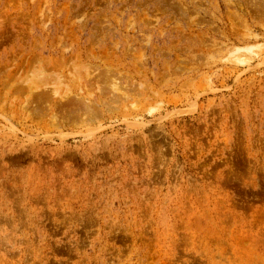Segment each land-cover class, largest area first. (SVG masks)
Segmentation results:
<instances>
[{
  "label": "rangeland",
  "instance_id": "obj_1",
  "mask_svg": "<svg viewBox=\"0 0 264 264\" xmlns=\"http://www.w3.org/2000/svg\"><path fill=\"white\" fill-rule=\"evenodd\" d=\"M0 264H264V0H0Z\"/></svg>",
  "mask_w": 264,
  "mask_h": 264
},
{
  "label": "bare ground",
  "instance_id": "obj_2",
  "mask_svg": "<svg viewBox=\"0 0 264 264\" xmlns=\"http://www.w3.org/2000/svg\"><path fill=\"white\" fill-rule=\"evenodd\" d=\"M52 71V70H51ZM54 91V90H53ZM38 92V91H37ZM41 92V91H40ZM39 92V93H40ZM36 99H38V101L40 102H44L47 103L49 98L47 96H44L43 94L41 95H35ZM81 99V98H80ZM79 100V99H78ZM39 103V102H38ZM51 104V103H50ZM50 107V106H49ZM57 108H59L58 110H60L61 112L65 113V114H70L69 117L70 118H75V115H71L72 113H76L79 110H83L85 109V105L81 102L78 101H70L69 103H66L64 105H57ZM88 112V110H85L84 115ZM91 115V114H90ZM88 117V116H87Z\"/></svg>",
  "mask_w": 264,
  "mask_h": 264
}]
</instances>
